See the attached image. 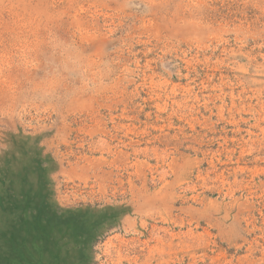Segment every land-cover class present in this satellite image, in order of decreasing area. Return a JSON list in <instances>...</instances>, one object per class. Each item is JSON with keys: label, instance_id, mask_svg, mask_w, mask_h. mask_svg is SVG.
I'll return each mask as SVG.
<instances>
[{"label": "rangeland", "instance_id": "374dc122", "mask_svg": "<svg viewBox=\"0 0 264 264\" xmlns=\"http://www.w3.org/2000/svg\"><path fill=\"white\" fill-rule=\"evenodd\" d=\"M0 264H264V0H0Z\"/></svg>", "mask_w": 264, "mask_h": 264}]
</instances>
